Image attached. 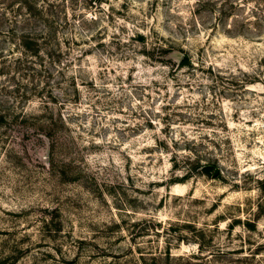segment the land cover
<instances>
[{"label": "rangeland", "instance_id": "rangeland-1", "mask_svg": "<svg viewBox=\"0 0 264 264\" xmlns=\"http://www.w3.org/2000/svg\"><path fill=\"white\" fill-rule=\"evenodd\" d=\"M197 3L56 0L41 60L0 45V264H264V28Z\"/></svg>", "mask_w": 264, "mask_h": 264}, {"label": "trees", "instance_id": "trees-1", "mask_svg": "<svg viewBox=\"0 0 264 264\" xmlns=\"http://www.w3.org/2000/svg\"><path fill=\"white\" fill-rule=\"evenodd\" d=\"M196 11L211 5L218 20L229 18L223 23L226 32L245 31L260 32L264 28V0H196ZM56 6V0H0V42L7 43L20 51L24 57L42 59L44 44L51 40L49 17ZM223 25V26H224ZM140 41L145 39L143 34L137 35ZM47 47V46H46ZM12 50V48H10ZM3 47L0 46V58ZM30 56V57H29ZM32 62V60H31ZM189 56L182 52L178 58L177 68L187 65ZM23 63H28L27 59ZM39 63V62H38ZM0 108V122L9 119V113ZM18 116L13 115V121ZM12 118V117H11ZM10 118V119H11ZM24 117H22L23 119ZM45 121V120H44ZM52 122V118H49ZM212 166L203 164L201 171L210 172Z\"/></svg>", "mask_w": 264, "mask_h": 264}, {"label": "water", "instance_id": "water-1", "mask_svg": "<svg viewBox=\"0 0 264 264\" xmlns=\"http://www.w3.org/2000/svg\"><path fill=\"white\" fill-rule=\"evenodd\" d=\"M217 171H218V169L214 168L213 175H215L217 173Z\"/></svg>", "mask_w": 264, "mask_h": 264}]
</instances>
